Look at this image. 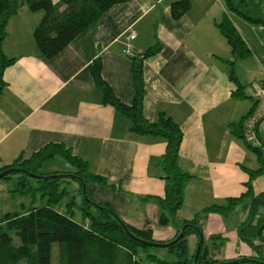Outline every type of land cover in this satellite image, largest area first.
<instances>
[{
    "label": "crops",
    "instance_id": "1",
    "mask_svg": "<svg viewBox=\"0 0 264 264\" xmlns=\"http://www.w3.org/2000/svg\"><path fill=\"white\" fill-rule=\"evenodd\" d=\"M177 1L130 0L113 6L51 59L39 56L33 39L43 13L22 6L7 23L2 46L14 62L3 73L0 169L18 158L29 159L47 145L61 144L111 186L90 185L95 202L109 206L133 228L148 225L154 241L172 240L176 231L157 224L166 142L130 131V121L104 103L91 75L99 59L101 78L128 106L134 97L131 56L156 45L159 52L143 62V116L154 122L164 114L181 130L178 164L191 180L177 217L196 218L204 238H222L217 253L221 260L250 258L255 253L237 234L248 219V208L239 206L227 217L202 210L224 206L227 198L243 194L248 171L260 167L234 125L244 124L245 135L250 117L262 106L245 84L262 81L264 41L254 40V31L228 13L249 50L246 58L236 59L217 28L225 14L221 0H188L190 9L175 20L170 7ZM131 34L134 38L128 39ZM255 133L254 147L264 158V118ZM252 189L255 195L264 193V174L253 179ZM259 215L264 218V207ZM188 240L194 248L196 237Z\"/></svg>",
    "mask_w": 264,
    "mask_h": 264
},
{
    "label": "trees",
    "instance_id": "2",
    "mask_svg": "<svg viewBox=\"0 0 264 264\" xmlns=\"http://www.w3.org/2000/svg\"><path fill=\"white\" fill-rule=\"evenodd\" d=\"M128 1L130 0H61L59 4H53L51 0H0V96L5 88L3 73L14 62V59L4 54L2 48L7 36L6 27L22 6H26L31 12L43 13L41 21L33 31V39L39 56L51 59L85 29L98 22L107 10ZM221 1L225 14L217 28L231 47L234 58L244 59L249 55V50L227 14H234L250 24H264V17L259 5L253 0ZM61 6L62 11L59 10ZM190 6L188 0L172 3L171 17L175 20L179 19L190 9ZM158 52L159 47L155 45L142 54L131 56L134 97L128 106L115 97L101 78L99 59L93 62L91 75L95 86L102 92L104 103L112 106L130 121V131L138 135L159 137L166 142L165 152L161 158L164 195L156 200L157 224L161 227H172L176 231L175 237L165 242L154 241L148 225L141 229L133 228L123 222L109 206L95 202L89 186L107 188L111 186L107 185L104 178L90 173L87 163L72 155L69 149L61 144H50L32 154L29 159L18 158L0 169V173L9 169L25 171L9 172L0 180L10 179L11 175H15L16 188L10 193L33 194L32 196L39 197L42 204L33 205L35 202L33 197L32 205L26 213H7L0 218V264H19L21 261L24 264H51L53 245H56V264H142L140 252L144 253L148 247H152L148 243L165 248L171 258V260H161L154 255H146L145 258L151 264L264 262V218L259 215V209L264 207V193L255 195L252 189L253 179L264 174V158L260 149L246 142L245 128L241 122L234 125L236 135L242 138L257 155L260 167L255 171H248L249 179L245 183L243 194L227 198L224 206L207 207L202 213L213 212L227 217L239 206L248 208V219L238 227L237 234L239 239L252 249L255 256L221 260L217 253L224 244L222 238L216 235L204 238L196 218L190 221L178 219L177 212L183 204L184 189L191 180V176L182 171L178 164L181 130L164 114H159L154 122H149L143 116V62ZM259 64L261 68V61ZM230 65L233 63L231 62ZM231 78L236 81L233 70ZM237 96L240 97L239 94ZM56 157L71 165L75 171L49 175L39 173L45 162ZM28 174L41 178H32ZM31 179L38 184L31 186ZM72 184L74 187L71 190L69 187ZM181 232L182 236L179 237ZM190 236L196 237L194 248L189 245ZM198 246H200L199 255L195 260Z\"/></svg>",
    "mask_w": 264,
    "mask_h": 264
},
{
    "label": "rangeland",
    "instance_id": "3",
    "mask_svg": "<svg viewBox=\"0 0 264 264\" xmlns=\"http://www.w3.org/2000/svg\"><path fill=\"white\" fill-rule=\"evenodd\" d=\"M254 3H256L257 5H259V10L261 11L262 15L264 16V0H253ZM232 15V14H231ZM239 17L236 16V19H238ZM241 20V22H243L244 25L247 26V28L252 29L254 31L253 34V39L254 40H258V41H264V24H250L247 22H244L242 19H238ZM262 27L263 29L261 31H259V28ZM263 77V75H262ZM248 78V77H247ZM252 77L250 75L249 78V83L252 81ZM256 84L260 85V82H258L256 80L255 82ZM252 84H254V82L251 84H245V90L246 92L250 93V96L253 98H257V93L254 92V90L252 89ZM75 169L69 165L68 163H66L64 160H62L61 158H53L47 162H45L40 170L39 173L43 174V175H49L52 173H70V172H74ZM15 175H11L10 179H1L0 180V218L7 214V213H21L24 214L27 212V209L30 207V205H32V198L34 196H32L33 194L30 195H15L10 193L11 190L16 188V179H15ZM33 184L34 186H36L35 180L31 179L30 180V185ZM64 185H67L65 182H63ZM32 186V185H31ZM73 184L71 185V187H69L72 190ZM35 202L33 203V205L35 206H40L42 205L39 197L35 196ZM170 227V226H169ZM140 259L142 260V264H151L147 261V259L145 258L146 255H154L157 258L161 259V260H171L170 256L167 253V250L165 248L162 247H148L146 249V251L140 252ZM19 264H24V262H20ZM51 264H56V245H53L52 248V260H51Z\"/></svg>",
    "mask_w": 264,
    "mask_h": 264
},
{
    "label": "built area",
    "instance_id": "4",
    "mask_svg": "<svg viewBox=\"0 0 264 264\" xmlns=\"http://www.w3.org/2000/svg\"><path fill=\"white\" fill-rule=\"evenodd\" d=\"M134 35L131 34L128 36V39H133ZM261 70L263 74V81L260 85L254 84L252 86L254 92L257 93L258 99L261 101L262 106L259 111L254 113L246 124L247 132L245 133V140L251 146H256L258 143V138L255 133L256 124L264 118V55L261 60Z\"/></svg>",
    "mask_w": 264,
    "mask_h": 264
},
{
    "label": "water",
    "instance_id": "5",
    "mask_svg": "<svg viewBox=\"0 0 264 264\" xmlns=\"http://www.w3.org/2000/svg\"><path fill=\"white\" fill-rule=\"evenodd\" d=\"M12 171H22V172H25L23 170H20V169H9L5 172H2L0 173V178L2 176H4L5 174L9 173V172H12ZM30 177L32 178H41L40 176H37V175H32V174H28ZM182 236V232L179 234V237ZM200 241H201V238H200ZM149 246H152V247H160V245H157V244H154V243H148ZM199 250H200V246L197 247V252H196V256H195V260L197 259L198 255H199ZM259 264H264V262H258Z\"/></svg>",
    "mask_w": 264,
    "mask_h": 264
}]
</instances>
